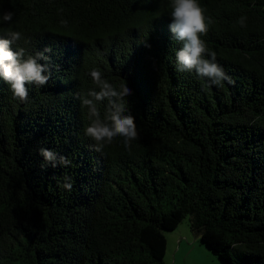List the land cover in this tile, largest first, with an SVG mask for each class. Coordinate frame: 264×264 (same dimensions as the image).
<instances>
[{"label":"trees","instance_id":"16d2710c","mask_svg":"<svg viewBox=\"0 0 264 264\" xmlns=\"http://www.w3.org/2000/svg\"><path fill=\"white\" fill-rule=\"evenodd\" d=\"M199 3L232 85L177 70L169 0H0L14 12L0 37L52 49L51 79L28 85L27 103L0 80V264H164L184 220L218 264H264V0ZM93 69L132 91L131 151L117 139L97 153L84 135L77 94L94 87ZM40 147L71 167L42 170Z\"/></svg>","mask_w":264,"mask_h":264},{"label":"clouds","instance_id":"9594fccd","mask_svg":"<svg viewBox=\"0 0 264 264\" xmlns=\"http://www.w3.org/2000/svg\"><path fill=\"white\" fill-rule=\"evenodd\" d=\"M168 6L171 19L169 29L174 39L182 45L175 53L177 70L195 73L198 79L206 82L204 87L222 88L225 82L234 84L233 79L217 63L216 51L209 48L202 38L208 35L214 21L206 15V9L200 5L199 0H169ZM13 18L14 12L0 8V22L11 25ZM246 21L247 17L241 16L237 23L245 28ZM60 25L67 28L68 21L62 19ZM22 39L21 32L11 29L7 32V38L0 37V80L9 86L14 99L27 103L28 85L43 88L51 79L49 56L45 53L52 49L48 47L35 54L27 53L24 47L14 49L13 45ZM25 43L30 41L25 40ZM141 43L145 47H151L146 39ZM90 76L94 87L86 94H77V98L81 107L87 109L89 124L84 129V135L92 141L91 150L102 153L106 146L119 139L123 147L131 151L133 142L140 139V131L135 117L128 110L126 99L132 95L131 89L126 82L116 87L97 69H93ZM38 155L42 157V170L72 165L67 157L45 147L38 149ZM61 180L62 182L58 181V187L71 193L74 186L72 177L65 175Z\"/></svg>","mask_w":264,"mask_h":264},{"label":"crops","instance_id":"0c3cea01","mask_svg":"<svg viewBox=\"0 0 264 264\" xmlns=\"http://www.w3.org/2000/svg\"><path fill=\"white\" fill-rule=\"evenodd\" d=\"M188 231L190 230L177 227L169 237H166L164 264H211L214 261L198 248L201 246L198 239L191 236ZM205 258L210 259V262L208 263Z\"/></svg>","mask_w":264,"mask_h":264},{"label":"rangeland","instance_id":"374dc122","mask_svg":"<svg viewBox=\"0 0 264 264\" xmlns=\"http://www.w3.org/2000/svg\"><path fill=\"white\" fill-rule=\"evenodd\" d=\"M178 229H183V230H189V228H188V226H187V220H184L181 224H179L178 225ZM174 232V231H173ZM189 232V231H188ZM171 233H169V234H167V237H169V235H170ZM191 236H193L192 234H191ZM194 237V236H193ZM198 245V244H197ZM198 248L200 249V250H202V251H204L205 252V254H207L208 256H210V254H209V252H206V250H204V248H202L201 246H198ZM211 258V257H210ZM213 258V257H212ZM205 259H207L206 261L209 263L210 262V259H208V258H205ZM213 262L211 263V264H218L217 262H216V260L213 258ZM206 262V263H207Z\"/></svg>","mask_w":264,"mask_h":264}]
</instances>
